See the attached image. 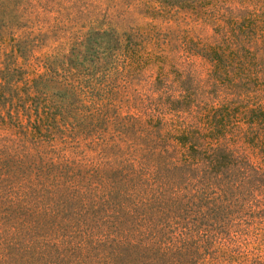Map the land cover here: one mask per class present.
I'll return each instance as SVG.
<instances>
[{
	"label": "rangeland",
	"instance_id": "obj_1",
	"mask_svg": "<svg viewBox=\"0 0 264 264\" xmlns=\"http://www.w3.org/2000/svg\"><path fill=\"white\" fill-rule=\"evenodd\" d=\"M6 68L0 264H264V0H0Z\"/></svg>",
	"mask_w": 264,
	"mask_h": 264
},
{
	"label": "trees",
	"instance_id": "obj_2",
	"mask_svg": "<svg viewBox=\"0 0 264 264\" xmlns=\"http://www.w3.org/2000/svg\"><path fill=\"white\" fill-rule=\"evenodd\" d=\"M3 74H5V75L7 74L9 78L3 77L0 79V80H2V81H0V108L2 106H4L6 103H9V105L11 106L13 98H16L17 100L29 101V104H30L31 99L29 96L33 95V94H36L35 96H39V95L45 96L44 100L50 101L49 103H52L53 106H56V107L60 106V103L62 104V106H64L63 95L62 94L53 95V93H51L52 90H50L51 87L48 83V80H42L44 78V75H45L44 72L37 74L35 77H32L30 79L28 78L27 80H29L30 84L27 85V88L26 87L24 88V86H19L16 81H13V80L10 81L11 76H9V74L7 73V68L2 69V75ZM18 89L19 90L21 89L20 95L17 94ZM4 97H7V98H4ZM7 113L11 114L9 109H8ZM45 113H47V112L44 111L43 113H38L36 110V118L39 119V118H42L44 116H45V118H47ZM3 117H4V115L0 114V121L4 120ZM176 139L178 141H182V142L186 141L185 134H182V133L178 134L176 136ZM210 150H212L210 152L211 156H212L211 157V161H212L211 166L215 167L216 169H219L218 167H219L220 161H222L224 157H221L219 159L218 155H221L223 148L220 147L219 144H216V145L212 146V148ZM23 167L25 168V166H23ZM0 173L1 174L3 173L5 176H7L9 174V170H5V171L0 172ZM110 194H111V192H110ZM121 199H125V197L122 196ZM123 213H125V211L120 210L121 216H123ZM114 217L116 218L117 216L115 215ZM120 223H121L120 220L118 223L115 222V225L117 228H119L118 226H121ZM113 245H115L114 246L115 252L113 253V256H112V257H114V259L110 256H109V258L113 261L114 264L118 263L122 260V252L124 250L126 252V250L129 247H136L139 251V257H140L141 262H144L146 264H148V263H153V264H155V263L156 264H169V263H171L170 261H167L165 258L162 257L163 252H160L159 249L157 247H155L152 242L149 243L147 241L144 242L142 240L135 241V242L129 241V240H123L120 242L116 241ZM179 248H181V247H178L175 251L177 254L178 253L179 254L176 257H174V259L179 261V262H182V261H184V255L180 254L182 251L179 250ZM153 258H154V260H153Z\"/></svg>",
	"mask_w": 264,
	"mask_h": 264
}]
</instances>
